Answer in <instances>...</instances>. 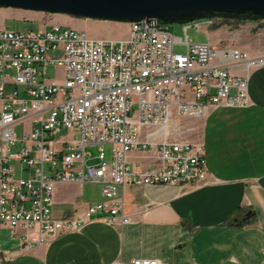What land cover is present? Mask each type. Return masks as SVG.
Here are the masks:
<instances>
[{
    "label": "built area",
    "instance_id": "built-area-1",
    "mask_svg": "<svg viewBox=\"0 0 264 264\" xmlns=\"http://www.w3.org/2000/svg\"><path fill=\"white\" fill-rule=\"evenodd\" d=\"M189 28L179 38L144 20L129 24L122 41L61 25L0 32V227L37 228V242L49 244L99 220L129 224L125 187L210 185L205 145L184 139L179 120L250 107V75L264 68V55L195 43ZM49 66L62 76L47 80ZM74 184L98 186L103 200L57 219V188ZM11 261L0 254V264Z\"/></svg>",
    "mask_w": 264,
    "mask_h": 264
},
{
    "label": "crops",
    "instance_id": "crops-1",
    "mask_svg": "<svg viewBox=\"0 0 264 264\" xmlns=\"http://www.w3.org/2000/svg\"><path fill=\"white\" fill-rule=\"evenodd\" d=\"M250 97L248 108H218L201 119L208 187H125L120 196L129 224L111 226L99 220L78 233L51 238L49 244L37 242V228H19L12 234L0 227V254L12 256L8 264H112L134 259L264 264V68L250 75ZM84 186H58L57 219H73L93 205L77 201Z\"/></svg>",
    "mask_w": 264,
    "mask_h": 264
},
{
    "label": "rangeland",
    "instance_id": "rangeland-1",
    "mask_svg": "<svg viewBox=\"0 0 264 264\" xmlns=\"http://www.w3.org/2000/svg\"><path fill=\"white\" fill-rule=\"evenodd\" d=\"M213 24L209 21H199L189 25L188 36L198 44L209 41L217 48H237L252 56L264 54V21L238 22L215 19ZM208 22V23H205ZM51 25L77 29L75 25H87L88 35L95 39H106L113 41L125 40L129 35V24L100 22L87 19H78L67 15H49L34 12H27L15 9L0 8V32L3 30L24 31L27 29H43ZM197 25L201 30L197 28ZM186 26L171 25L170 33L179 38H185L184 28ZM81 30V29H80ZM176 52L184 53L183 47H177ZM63 71L54 66L47 68L46 79L54 80L61 77ZM203 119V118H201ZM201 119L179 120L180 132L184 139L192 142H202ZM38 128V127H37ZM20 135L21 129H18ZM93 156L98 153L97 147L88 148ZM107 160L111 159V147H105ZM90 165L97 164L96 160L89 161ZM101 189L96 185L86 184L82 189L79 199L80 204H95L102 202Z\"/></svg>",
    "mask_w": 264,
    "mask_h": 264
},
{
    "label": "water",
    "instance_id": "water-1",
    "mask_svg": "<svg viewBox=\"0 0 264 264\" xmlns=\"http://www.w3.org/2000/svg\"><path fill=\"white\" fill-rule=\"evenodd\" d=\"M0 8L121 24L160 26L199 21H264V0H0Z\"/></svg>",
    "mask_w": 264,
    "mask_h": 264
}]
</instances>
